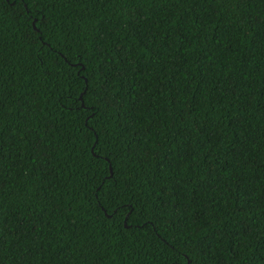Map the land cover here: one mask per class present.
<instances>
[{"label":"trees","instance_id":"16d2710c","mask_svg":"<svg viewBox=\"0 0 264 264\" xmlns=\"http://www.w3.org/2000/svg\"><path fill=\"white\" fill-rule=\"evenodd\" d=\"M0 100V264H264V0H0Z\"/></svg>","mask_w":264,"mask_h":264},{"label":"snow or ice","instance_id":"6c2138e0","mask_svg":"<svg viewBox=\"0 0 264 264\" xmlns=\"http://www.w3.org/2000/svg\"><path fill=\"white\" fill-rule=\"evenodd\" d=\"M69 87H71V83H69ZM80 99L82 102L83 97H81ZM0 103H2V100H0ZM85 123H87V121H85ZM0 131H2V128H0ZM76 131L80 132L81 129L77 128ZM92 131L95 130L92 129ZM84 139H91V136H85ZM89 148L91 150L92 157H94L95 161L97 162V167H99L105 161H107L109 166L111 167L113 161L117 157L115 146H110V144L106 143L104 138H102L99 134L95 136L93 142L89 145ZM31 162L35 164L36 159L32 158ZM92 162V160L89 161V163ZM109 200H111L112 203H109ZM96 203L97 205H99L100 209H103L102 215L106 216L107 219L110 221H112L114 217L118 216L121 212H123L125 207L131 208V211H135L134 205H131L130 202L127 200H123L119 185L115 186L111 192L106 191L103 197L97 196ZM114 205L115 207H113ZM108 208H112L113 210L111 212H108ZM131 211L125 213V215H131ZM244 234L248 235L249 233L247 230H245ZM188 264H192L191 259H188Z\"/></svg>","mask_w":264,"mask_h":264}]
</instances>
